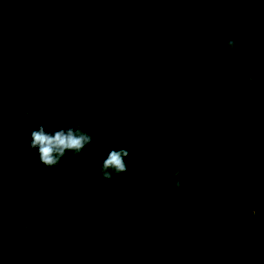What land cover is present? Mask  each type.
Masks as SVG:
<instances>
[{"label":"trees","instance_id":"1","mask_svg":"<svg viewBox=\"0 0 264 264\" xmlns=\"http://www.w3.org/2000/svg\"><path fill=\"white\" fill-rule=\"evenodd\" d=\"M0 123V264H264V0H0Z\"/></svg>","mask_w":264,"mask_h":264},{"label":"clouds","instance_id":"2","mask_svg":"<svg viewBox=\"0 0 264 264\" xmlns=\"http://www.w3.org/2000/svg\"><path fill=\"white\" fill-rule=\"evenodd\" d=\"M227 36V34H224ZM238 47L237 38L230 36L226 40V48L229 52L236 50ZM3 131L0 123V132ZM93 136L90 132L82 130L79 126L67 130L60 129L54 133L46 132L41 126L38 130L31 133L30 147L38 149L39 162L47 167H58L63 158L68 153L73 156L79 155L84 149L92 143ZM130 155L126 148L111 150L106 159L101 161V173L105 180H111L114 176H120L128 170L126 158ZM189 173L183 168L178 167L172 172L174 187L178 190L186 187L184 181ZM223 183L221 184V188ZM245 187L251 189L253 184L245 181Z\"/></svg>","mask_w":264,"mask_h":264}]
</instances>
